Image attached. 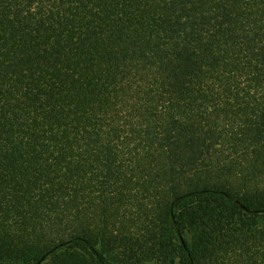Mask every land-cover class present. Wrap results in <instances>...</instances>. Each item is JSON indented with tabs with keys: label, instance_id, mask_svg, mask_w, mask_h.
<instances>
[{
	"label": "trees",
	"instance_id": "trees-1",
	"mask_svg": "<svg viewBox=\"0 0 264 264\" xmlns=\"http://www.w3.org/2000/svg\"><path fill=\"white\" fill-rule=\"evenodd\" d=\"M0 264H264V0H0Z\"/></svg>",
	"mask_w": 264,
	"mask_h": 264
}]
</instances>
